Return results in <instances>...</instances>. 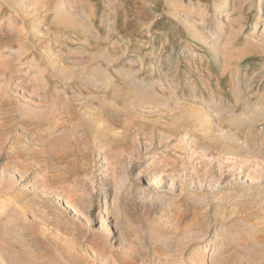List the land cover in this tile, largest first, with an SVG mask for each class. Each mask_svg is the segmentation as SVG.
I'll use <instances>...</instances> for the list:
<instances>
[{
    "label": "rangeland",
    "instance_id": "374dc122",
    "mask_svg": "<svg viewBox=\"0 0 264 264\" xmlns=\"http://www.w3.org/2000/svg\"><path fill=\"white\" fill-rule=\"evenodd\" d=\"M0 264H264V0H0Z\"/></svg>",
    "mask_w": 264,
    "mask_h": 264
},
{
    "label": "bare ground",
    "instance_id": "6f19581e",
    "mask_svg": "<svg viewBox=\"0 0 264 264\" xmlns=\"http://www.w3.org/2000/svg\"><path fill=\"white\" fill-rule=\"evenodd\" d=\"M244 91V90H243ZM243 93V92H242ZM245 94H247L248 95V93L247 92H245ZM73 114V113H72Z\"/></svg>",
    "mask_w": 264,
    "mask_h": 264
}]
</instances>
